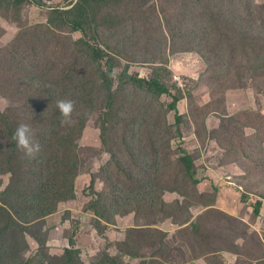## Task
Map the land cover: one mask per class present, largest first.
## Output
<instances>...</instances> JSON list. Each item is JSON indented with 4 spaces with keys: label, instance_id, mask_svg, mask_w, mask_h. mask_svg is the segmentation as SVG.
Masks as SVG:
<instances>
[{
    "label": "rangeland",
    "instance_id": "1",
    "mask_svg": "<svg viewBox=\"0 0 264 264\" xmlns=\"http://www.w3.org/2000/svg\"><path fill=\"white\" fill-rule=\"evenodd\" d=\"M108 12L122 15L101 30L118 72L158 74L170 91L117 84L106 143L98 105L61 151L42 120L47 96L75 100L73 85L92 81L95 64L71 53L69 30L48 26L49 8L0 4V110L40 145L8 164L0 133V264H71L72 238L76 264H264V67L242 83L219 76L235 69V40L264 44V0H124ZM69 62L66 78L59 65Z\"/></svg>",
    "mask_w": 264,
    "mask_h": 264
},
{
    "label": "trees",
    "instance_id": "2",
    "mask_svg": "<svg viewBox=\"0 0 264 264\" xmlns=\"http://www.w3.org/2000/svg\"><path fill=\"white\" fill-rule=\"evenodd\" d=\"M124 0H66L65 5H55L52 0H0L2 2V8L16 9L21 7L24 3H32L40 7H47L50 9L48 26L54 30L66 31L70 41L68 43L71 47V53L80 52L82 60L85 59L86 63H94L96 67L95 76L92 81L81 77L79 82L73 85L74 89L78 92L75 96V106L72 113V124L61 125V119L59 110L57 109L56 102L60 100V97L54 99V101L47 96L46 104L48 110L52 114H47L42 117V120L49 121L50 129L47 132L49 139L58 144L61 151L67 147L69 143L74 145L75 135L77 132L80 134L84 131L87 121L90 118L93 110L97 108L99 111V125L103 137V142L106 143V137L108 130L115 120V117L119 115L116 108L117 90L116 85L121 86L125 82H134L136 85L145 88L155 94L169 93V87L161 82L159 76H152L150 78H143L139 74H130L128 78L124 76L126 73L121 74L116 69L118 58L106 48V45L101 42V30L103 26L107 25L108 28L111 25H120L122 23V15L120 13L108 12L109 8L119 4ZM217 13L219 9H216ZM81 32L82 37L75 39L71 36L73 32ZM220 43V42H219ZM242 46L243 58H237L236 46ZM228 54L233 66V71L228 74L230 70L221 73L220 77L227 75H234V80L237 78L240 83L248 79V73L251 69H257L258 66L264 67V60L260 58L264 56V44L260 43V38L253 36L252 34L244 40H235V46L229 48ZM254 58L255 65L250 64V59ZM70 63V62H69ZM224 64L225 61L219 62ZM74 63H70L69 66L60 63L61 73L64 77L69 78V73L73 68ZM257 65V66H256ZM127 68V66H126ZM77 72L82 73V69H76ZM115 70L117 75L112 78L111 73ZM45 73V72H44ZM127 76V75H126ZM218 76V77H219ZM47 95V92H46ZM173 96L172 107H176L179 98ZM41 97V96H40ZM101 97H104L102 102ZM178 113V112H177ZM181 114H177V129H179V120ZM16 118V122L12 123L3 112L0 110V120L2 121V127L6 130L5 138H9V144L6 142L2 144L3 148L9 147V157H6L8 164L18 162L16 155L19 148L17 142L13 138V131L17 129L20 124H23ZM41 135V134H40ZM75 146V145H74ZM186 162L188 177L198 185L200 182L194 177L195 171L193 170V161L191 155L186 154L181 157ZM1 161V156H0ZM262 207V202H258L255 205V213L258 215ZM199 226V224L196 223ZM76 239L72 238L69 249L66 250L65 256L70 260L71 264H76L73 260H76V256L79 254ZM79 264V262L77 263Z\"/></svg>",
    "mask_w": 264,
    "mask_h": 264
},
{
    "label": "clouds",
    "instance_id": "3",
    "mask_svg": "<svg viewBox=\"0 0 264 264\" xmlns=\"http://www.w3.org/2000/svg\"><path fill=\"white\" fill-rule=\"evenodd\" d=\"M117 75L115 70L111 73V77L114 78ZM57 109L59 110L61 119V125L72 124V113L74 111L75 102L71 99H60L56 102ZM17 142V147L24 152L28 157H34L40 151V145L38 143L33 144L31 139V129L27 124H20L13 137Z\"/></svg>",
    "mask_w": 264,
    "mask_h": 264
}]
</instances>
